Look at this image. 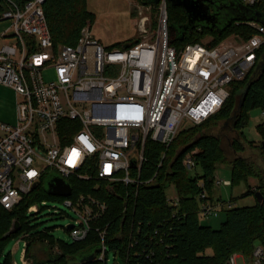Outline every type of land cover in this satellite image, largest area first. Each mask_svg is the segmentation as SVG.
I'll use <instances>...</instances> for the list:
<instances>
[{
  "label": "built area",
  "instance_id": "built-area-1",
  "mask_svg": "<svg viewBox=\"0 0 264 264\" xmlns=\"http://www.w3.org/2000/svg\"><path fill=\"white\" fill-rule=\"evenodd\" d=\"M233 1L264 13V0ZM45 2L18 5L2 0L0 21L12 20L13 32L0 35V41H10L0 45V85L18 97L17 124L0 121V205L5 210L17 206L47 175L68 184L76 179L95 181L96 186L138 185L147 140L168 147L183 128L201 125L216 113L229 96V84L245 78L264 46V24L244 21L254 30L250 37L235 34L212 47L197 42L176 50L169 45L168 0L146 5L157 9L151 34L146 30L150 17L139 8L142 36L131 44L105 47L94 39L87 23L74 45L55 46ZM48 68L54 70V81L44 80L42 72ZM261 117L264 123V110ZM183 165L194 167L191 155L185 156ZM217 184L230 186L229 181L216 179ZM176 197L167 200L176 205ZM199 197L206 199L200 204L203 217L216 216L234 204L210 201L204 190ZM62 198L77 217L68 230L72 241L86 239L98 216L94 208L103 210L104 205L90 195L73 196L72 188ZM32 212H40L35 204L28 208ZM95 231L103 260L106 228ZM25 254L24 248L21 264L29 263ZM245 259L234 252L226 264L238 260L245 264ZM249 261L264 264L261 245L254 247Z\"/></svg>",
  "mask_w": 264,
  "mask_h": 264
},
{
  "label": "trees",
  "instance_id": "trees-1",
  "mask_svg": "<svg viewBox=\"0 0 264 264\" xmlns=\"http://www.w3.org/2000/svg\"><path fill=\"white\" fill-rule=\"evenodd\" d=\"M12 1L23 5L28 0ZM209 1L211 11L218 4L243 8L233 0ZM2 6L0 0V12ZM43 10L55 46L74 45L80 30L95 21V15L88 9V0H46ZM248 11L264 16L256 8ZM167 13L169 45L176 50L188 43H202L204 35L212 36L211 42L205 44L212 47L229 34L245 38L254 34L244 20H233L225 26L188 27L185 11L170 2H167ZM257 54L255 67L244 79L229 84L228 98L201 125L183 128L168 147L147 140L138 185L108 186L98 182L96 186L92 180H69L73 196L90 195L104 205L103 210L98 205L94 208L98 216L91 222L93 230L86 239L66 242L56 239L46 229L31 225L29 207L47 198L60 199L47 194L46 176L13 209L5 210L0 205V256L10 238L22 235L28 264H107L108 253L122 260V264H226L234 252L250 260L256 245L264 248V123L257 127L261 136L258 155L242 133L248 114L256 109L264 110V46ZM64 134L61 129L62 140ZM249 150L254 152L248 155ZM188 154L194 161L191 170L199 169L200 173L191 175V170L183 165ZM223 163L231 167L230 185L247 184L249 179L256 181L241 196H253L255 204L222 209L225 219L214 229L200 222L203 217L200 204L206 199L199 195L204 190L207 199L213 201L215 167ZM149 180L152 182L146 185ZM171 186L178 198L176 205L167 200L165 191ZM256 193L261 194V199L255 197ZM229 202L235 203V200ZM13 222H18L20 229L8 237ZM96 228H106L103 260L99 259L102 246ZM9 260L8 254L6 263Z\"/></svg>",
  "mask_w": 264,
  "mask_h": 264
},
{
  "label": "rangeland",
  "instance_id": "rangeland-1",
  "mask_svg": "<svg viewBox=\"0 0 264 264\" xmlns=\"http://www.w3.org/2000/svg\"><path fill=\"white\" fill-rule=\"evenodd\" d=\"M151 5L147 0H88V9L95 15V21L91 26V33L95 40L105 47H123L127 44L133 43L139 38L141 39L142 33L138 27L139 8L143 10L145 16L150 17V23H147L146 30L149 34L156 28L157 9L155 7H148ZM152 6H155L153 3ZM226 17H225V15ZM222 16L227 19L233 18L236 15L230 11H224ZM222 22V23H223ZM12 20L6 19L0 21V35L4 32L12 35ZM179 30L176 29L175 33ZM234 34L227 35L221 42L229 41ZM212 36L204 35L201 38L202 44L211 42ZM10 42V41H9ZM7 40L0 41V45L9 43ZM232 42V41H231ZM45 82L55 80V73L52 68L45 69L43 72ZM17 95L15 92L6 86L0 85V121L11 126L17 124ZM262 110L256 109L248 114V122L244 129H242L243 136L248 145L258 155V145L261 141V136L258 133L257 127L262 123L261 117ZM245 142V143H246ZM228 151V150H227ZM252 150L247 151L246 154H251ZM230 153V151H228ZM232 155H230L231 157ZM195 172L200 173V170H191L189 173L193 175ZM53 175H47L46 182ZM214 177L217 180L229 181L231 177V167L229 163H223L215 167ZM255 180L249 179L246 184L241 182L235 186L215 185L211 197L213 200L220 199L224 202H229L231 199L235 200L233 207H246L255 204V198L251 195L243 196L248 190L249 185L253 186ZM253 190V189H252ZM166 195L173 197L176 195L174 188L168 187ZM64 199H44L43 202L38 203L36 206L40 212L29 213L31 225H36L40 230H48L56 238L66 242L72 241L67 226L73 224L74 219L77 220L75 213L64 205ZM225 219L224 212H218L216 216L200 217V222L203 225H208L214 229H218L222 221ZM25 248V242L21 235L14 236L8 240L4 246V250L0 256V264H21V257ZM10 255V263H6V256ZM107 264H122V260L114 257L112 253H108ZM238 264H242L238 260ZM245 264H250L249 259H245Z\"/></svg>",
  "mask_w": 264,
  "mask_h": 264
},
{
  "label": "water",
  "instance_id": "water-1",
  "mask_svg": "<svg viewBox=\"0 0 264 264\" xmlns=\"http://www.w3.org/2000/svg\"><path fill=\"white\" fill-rule=\"evenodd\" d=\"M159 1L160 0H148V3L157 4ZM168 2H170L173 6L181 7L185 11L188 18V27H197L199 24H204L210 27L221 26L222 24L225 26L230 24V22L233 20L256 21L262 24L264 22L263 15L251 13L248 10L240 8L234 4H218L211 14L209 12V6L207 5V2H210L209 0H168ZM211 3L213 6V2ZM224 11L233 12L236 16L227 19L224 23L223 20L225 18L222 16ZM132 166H134V162H132ZM46 191L48 195L64 197L70 195L71 186L61 178L54 176L46 182ZM255 197L259 200L261 199V194L256 193ZM71 228L72 225L67 226L68 230ZM19 229V223L13 222L6 236L9 237L13 234H16Z\"/></svg>",
  "mask_w": 264,
  "mask_h": 264
},
{
  "label": "flooded vegetation",
  "instance_id": "flooded-vegetation-1",
  "mask_svg": "<svg viewBox=\"0 0 264 264\" xmlns=\"http://www.w3.org/2000/svg\"><path fill=\"white\" fill-rule=\"evenodd\" d=\"M209 12L212 14L213 13V11H211V10H209Z\"/></svg>",
  "mask_w": 264,
  "mask_h": 264
},
{
  "label": "crops",
  "instance_id": "crops-1",
  "mask_svg": "<svg viewBox=\"0 0 264 264\" xmlns=\"http://www.w3.org/2000/svg\"><path fill=\"white\" fill-rule=\"evenodd\" d=\"M220 198V197H219ZM219 198H217L216 200H218ZM213 201H215V200H213Z\"/></svg>",
  "mask_w": 264,
  "mask_h": 264
}]
</instances>
